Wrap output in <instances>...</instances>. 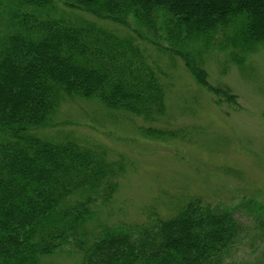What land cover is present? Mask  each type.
Instances as JSON below:
<instances>
[{
    "label": "trees",
    "instance_id": "16d2710c",
    "mask_svg": "<svg viewBox=\"0 0 264 264\" xmlns=\"http://www.w3.org/2000/svg\"><path fill=\"white\" fill-rule=\"evenodd\" d=\"M59 6L120 26L132 19L204 89L202 61L211 51L242 68L264 46V0H0V264H41L69 245L80 264H227L241 224L232 210L199 197L167 217L86 231L125 164L37 132L76 97L155 122L165 112V86L131 38L59 14ZM208 90L234 100L227 88Z\"/></svg>",
    "mask_w": 264,
    "mask_h": 264
},
{
    "label": "rangeland",
    "instance_id": "374dc122",
    "mask_svg": "<svg viewBox=\"0 0 264 264\" xmlns=\"http://www.w3.org/2000/svg\"><path fill=\"white\" fill-rule=\"evenodd\" d=\"M57 12L131 38L165 86V112L155 122L109 111L97 99L76 97L67 98L48 126L37 132L54 142L72 139L104 153L109 162L123 160L125 171L116 193L99 205L86 227L90 236L101 227L170 216L187 198L199 197L232 210L241 224L227 264L264 260V46L250 54L242 68L229 63L224 53L211 51L202 61L208 82L204 89L181 59L164 51L160 38L132 19L120 26L61 6ZM208 88H227L233 102ZM147 129L167 136L145 137ZM40 261L80 264V256L69 245L65 252Z\"/></svg>",
    "mask_w": 264,
    "mask_h": 264
}]
</instances>
